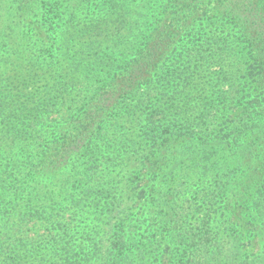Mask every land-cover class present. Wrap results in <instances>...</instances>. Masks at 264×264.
<instances>
[{
    "label": "trees",
    "instance_id": "trees-1",
    "mask_svg": "<svg viewBox=\"0 0 264 264\" xmlns=\"http://www.w3.org/2000/svg\"><path fill=\"white\" fill-rule=\"evenodd\" d=\"M109 7L107 18L81 26L64 22L68 20L59 7L48 8L57 19L49 18L44 24L53 51L48 55L49 64L55 62L64 76L76 79L84 95L72 122L33 155L30 171H41L47 185L53 179L62 182L56 188L59 195L66 204L78 205L93 186L97 163L103 159L101 148L109 141L124 146L136 135L141 147L129 160L145 169L148 176L146 190L138 191L139 198L146 192L152 198L157 196L161 182L168 190L165 195L174 196L167 217L172 210L181 212L185 204L179 197L191 193L195 200L205 197L208 212L217 200L224 211L238 207L243 212L248 229L233 238L236 245L246 241L250 227L257 228L260 222L258 231L264 236V218L254 214L249 219L247 214L252 211L246 212L248 204L257 205L264 188V0H167L151 8H126L113 2ZM98 48L100 56L93 54ZM235 80L241 82L238 90ZM237 101L238 121L230 117ZM121 102H134L133 106L140 107L139 114L124 112ZM21 103L31 105L32 114L38 113L37 99L27 97ZM123 119L132 123V131H110ZM240 122L243 127L234 131ZM109 132L115 135L113 140L107 138ZM245 135H250L251 147L235 149L229 161L214 163L205 150L213 145L232 150ZM195 178L226 182L203 191L185 188L191 186L187 182L181 184L183 190L174 189L180 180ZM39 188L35 185L31 190ZM239 194L242 199L237 202ZM3 203L0 201V264H18L15 257L21 251L31 264H86L87 250L98 264H134L129 254L141 256L138 247L124 256L125 248L115 247L133 242L140 229L138 220L125 213L119 216L124 229L114 237L113 250L103 253L91 234L76 238L78 232L70 223L62 227L61 213L67 208L38 204L27 216H16L5 212ZM176 215L173 218L181 216ZM10 216L16 218L9 222ZM201 221L206 225V216ZM227 223L224 220L229 226ZM28 225L32 229L44 225V232L36 234L26 229ZM9 230L12 235L7 237L4 231ZM27 231L33 233L31 237L26 236ZM153 235L151 258L156 261L161 256L184 264L182 249L177 250L180 255L170 248L165 253L164 245L191 239L182 227L173 226L170 235L157 231ZM36 241L39 245L34 246ZM235 244L238 255L246 258ZM248 258L244 260L250 262ZM257 260L264 264V244Z\"/></svg>",
    "mask_w": 264,
    "mask_h": 264
},
{
    "label": "rangeland",
    "instance_id": "rangeland-1",
    "mask_svg": "<svg viewBox=\"0 0 264 264\" xmlns=\"http://www.w3.org/2000/svg\"><path fill=\"white\" fill-rule=\"evenodd\" d=\"M113 2L126 8L144 5L151 8L165 4L167 0H0V201L6 205L5 212L16 216L18 214L27 216L35 206L46 203L59 205L62 210L67 208V211L61 213L62 227L66 222L70 223L72 229L78 232L76 238L91 234L90 238H95L96 247H102L103 253L113 250L112 243L116 240H113L114 237L117 233L121 234V230L124 229L119 216L125 213L131 220H138L140 229L135 233V243L133 240L126 245L119 244L115 247L125 248L122 252L123 256L129 250L140 248L141 256L136 257L135 253L129 254V260L134 264H174L161 256L155 261L150 254L153 234L157 231L170 235L173 226L178 229L182 227L183 233L191 239L182 238L179 244L164 242L165 253L168 248L173 249V254L178 253V249H182V254L186 255L184 264H259L260 260L257 258L261 255L264 244L262 239L264 236L258 231L261 229L260 220L257 228L250 227L252 231L246 233L248 236L246 241L242 240L237 245L233 243L235 236L248 229L244 223L243 212L238 207L229 208L228 211L225 209L226 218L223 204L219 200L208 212L203 202L205 197L195 200L191 193H187L179 197L185 208L181 212L172 210L171 215L167 217L169 213L167 207L174 196L165 195L168 194V190L166 184L161 182L158 183L160 189L157 196L152 198L146 192L139 198L138 191L146 190L148 176L145 169L141 166L137 168V163L132 164L129 160L136 149L141 147L137 143L136 135L130 136L129 139L132 141L124 146L111 145L109 141L107 146L101 148L99 154L103 159L97 163L99 167L93 186L88 197L81 199L78 205L66 204L64 198L59 195L56 188H60L62 182L53 179L47 185L41 177L44 175L41 171L35 174L30 171L33 155L42 149L54 133H60L62 128L72 122L84 95L76 79L71 78V75L64 76V71L55 62L49 64L48 55L53 54V51L47 42L44 24L49 18L57 19L52 17L48 8L59 7L62 17L68 20L64 22H74L81 26L89 23V20L107 18L109 6ZM93 54L100 56L101 50L98 48ZM99 80L98 78L97 81ZM240 83L239 80H235L234 88L238 90ZM249 89L251 91V88ZM17 92H21L18 97H16ZM27 97L38 100L36 115L32 114L31 105L21 103ZM233 103L236 105L230 112V117L238 121L239 102ZM120 104L124 112L136 115L140 112L138 111L140 107L133 106L134 102ZM242 127L240 122L235 124L233 130L239 131ZM132 128V123L123 119L118 120L110 131L115 129L132 131ZM114 137L115 135L110 132L107 135L109 140H113ZM249 140L250 135H245L241 142L231 146L232 150L225 145H213V148H205V150L212 156L214 163L221 160L229 161L235 149L251 147ZM183 182L191 185L185 188L203 191L218 186L226 180L197 178L191 181L180 180L174 189L183 190L181 185ZM35 185L40 188L32 191L31 188ZM262 193L257 205L248 204L249 208L246 212L252 211L247 214L249 219L254 214L264 218V188ZM241 199L242 194H239L236 200L239 202ZM233 201L236 202L234 199ZM113 206H116L117 210L112 209ZM178 213L181 216L173 218L174 214ZM205 216L206 225L201 221ZM14 218L16 217H8L9 222ZM226 219L229 226L223 224ZM43 226L34 229L31 225L25 227L36 234H41L44 232ZM255 230L257 233H254ZM32 232L27 231L26 236L31 237ZM4 233L7 237L12 235L10 230ZM234 244L242 250L246 258L241 254L238 255V249L234 248ZM36 245H39L38 241L34 242V246ZM20 254L15 257L18 264H31L27 254H23L22 251ZM85 254L88 258L86 264H98L93 260L91 251L87 250ZM120 254L121 252H118V255ZM247 256L250 262L244 260ZM122 264L126 262L123 261Z\"/></svg>",
    "mask_w": 264,
    "mask_h": 264
}]
</instances>
